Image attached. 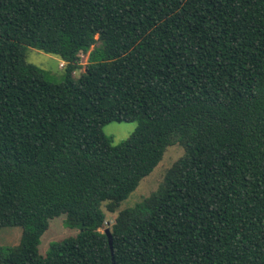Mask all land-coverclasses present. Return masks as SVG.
Returning a JSON list of instances; mask_svg holds the SVG:
<instances>
[{"label":"trees","instance_id":"trees-1","mask_svg":"<svg viewBox=\"0 0 264 264\" xmlns=\"http://www.w3.org/2000/svg\"><path fill=\"white\" fill-rule=\"evenodd\" d=\"M132 122L118 145L102 132ZM60 216L78 232L42 255ZM4 227L21 235L0 264H264V0H0Z\"/></svg>","mask_w":264,"mask_h":264},{"label":"rangeland","instance_id":"rangeland-1","mask_svg":"<svg viewBox=\"0 0 264 264\" xmlns=\"http://www.w3.org/2000/svg\"><path fill=\"white\" fill-rule=\"evenodd\" d=\"M26 60L28 63L40 68L44 74V78L58 84L63 79L64 62L58 57L33 48H26ZM88 54H81L79 60V69L73 73V78L76 80L84 71V66L87 61ZM136 123H110L102 128L105 137L109 138L113 145H118L127 139L135 130ZM183 151L180 146L168 147L162 157V160L155 169L144 178L135 189V191L121 203L118 211L124 208L132 207L139 203L144 197L154 192L161 183L165 172L181 157ZM65 216L54 218L49 222L47 231L43 234L40 240L39 253L44 255L51 242L59 241L67 237L75 236L78 232L76 229L67 228L64 225ZM114 215L107 214L108 223H112ZM21 228L19 227H4L0 229V247H13L20 241Z\"/></svg>","mask_w":264,"mask_h":264},{"label":"water","instance_id":"water-1","mask_svg":"<svg viewBox=\"0 0 264 264\" xmlns=\"http://www.w3.org/2000/svg\"><path fill=\"white\" fill-rule=\"evenodd\" d=\"M104 234L107 236L108 238V243H109V246L111 248V234H110V230L107 228L104 230Z\"/></svg>","mask_w":264,"mask_h":264}]
</instances>
